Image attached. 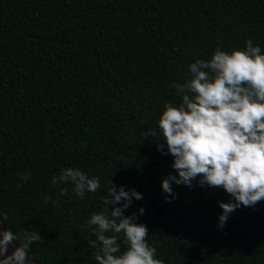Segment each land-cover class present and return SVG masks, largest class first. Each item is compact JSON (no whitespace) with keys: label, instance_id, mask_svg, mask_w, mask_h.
I'll return each instance as SVG.
<instances>
[{"label":"trees","instance_id":"trees-1","mask_svg":"<svg viewBox=\"0 0 264 264\" xmlns=\"http://www.w3.org/2000/svg\"><path fill=\"white\" fill-rule=\"evenodd\" d=\"M249 40L264 53V0H0V213L8 230L44 238L28 254L97 264L81 225L110 216L111 182L142 194L123 215L147 227L164 264H264V200L220 228L217 202L230 194L200 177L172 183L175 199L164 193L174 158L162 138L143 135L159 134L165 102L179 105L172 85L191 79L192 63ZM68 167L98 177L100 189L80 199L70 182L54 187ZM117 241L122 253L123 233Z\"/></svg>","mask_w":264,"mask_h":264},{"label":"clouds","instance_id":"clouds-1","mask_svg":"<svg viewBox=\"0 0 264 264\" xmlns=\"http://www.w3.org/2000/svg\"><path fill=\"white\" fill-rule=\"evenodd\" d=\"M189 72L191 79L172 85L181 102L164 103L158 117L159 134L153 130L143 135L162 138L174 158L172 168L178 175L162 179L164 193L175 199L172 183L191 187L192 181L200 177L201 187L223 188L230 194L232 201L217 202L223 210L218 226L223 228L229 214L241 205L252 207L264 200V53L250 40L243 50L227 52L218 47L210 59L192 63ZM158 150L163 153V145H158ZM29 178L21 174L22 180ZM69 182L80 199L101 187L98 177L73 167L63 169L52 179L54 187ZM108 185L102 200L111 206L110 216L106 211L93 213L87 224L81 225L82 230L91 228L85 239L97 249V264H164L156 258V248L146 242L147 227L135 222V213L123 215L133 198L143 199L142 194L134 188L125 191L124 186L117 189L114 184ZM67 194V187L60 190L61 196ZM165 199L171 202L168 196ZM144 211L139 209L140 214ZM0 216L7 221L6 215ZM109 232L113 235H107ZM121 233L126 246L122 253L117 241ZM0 235V264H31L30 247L44 240L36 231L14 233L9 229ZM91 236L95 239H89ZM13 241L19 247L7 255Z\"/></svg>","mask_w":264,"mask_h":264},{"label":"water","instance_id":"water-1","mask_svg":"<svg viewBox=\"0 0 264 264\" xmlns=\"http://www.w3.org/2000/svg\"><path fill=\"white\" fill-rule=\"evenodd\" d=\"M1 215V213H0ZM8 230L6 223L3 219L2 216H0V233H2L3 231ZM0 239H2V235H0ZM16 247H19V245L16 243V241H13L9 246H8V251H7V255H11V253L15 250ZM29 257L31 258V264H42L40 261L36 260L35 258H33L30 254H28ZM0 259H3V257H0Z\"/></svg>","mask_w":264,"mask_h":264}]
</instances>
